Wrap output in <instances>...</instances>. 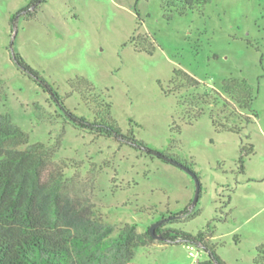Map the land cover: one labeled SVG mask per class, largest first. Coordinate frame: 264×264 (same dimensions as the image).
<instances>
[{
  "label": "rangeland",
  "instance_id": "1",
  "mask_svg": "<svg viewBox=\"0 0 264 264\" xmlns=\"http://www.w3.org/2000/svg\"><path fill=\"white\" fill-rule=\"evenodd\" d=\"M137 35L153 40L152 53L134 49ZM13 52L39 81L17 66ZM174 68L193 75L200 87L167 93ZM77 75L111 102L124 132L191 165L200 183L194 204L196 183L188 171L80 128L65 115L52 90L69 111L92 119L79 95L70 93L68 82ZM228 77L244 79L255 96L254 120L242 134L216 131L210 118L232 114L221 91ZM202 93L215 104L185 123L178 98ZM236 113L226 120L241 126ZM0 114L25 132L21 149L43 143L66 163L59 192L91 222L89 252L100 264L126 261L114 242L126 226L146 241L134 248V264L207 258L196 245L190 256L185 242L152 238L149 227L159 220L162 231L196 233L210 224L211 242L226 264H254L258 248L264 249V0H209L171 18L160 0H0ZM248 143L254 151L244 156L241 171L240 146Z\"/></svg>",
  "mask_w": 264,
  "mask_h": 264
},
{
  "label": "trees",
  "instance_id": "2",
  "mask_svg": "<svg viewBox=\"0 0 264 264\" xmlns=\"http://www.w3.org/2000/svg\"><path fill=\"white\" fill-rule=\"evenodd\" d=\"M209 0H160V7L166 18L173 12L184 15L188 11L200 9ZM136 39L134 49L152 53L154 42L146 35L133 36ZM13 60L34 81H39V74L30 67L20 54L13 52ZM70 93H77L81 101L89 107L92 119L79 116L69 111L62 96L52 90L55 103L65 115L78 127L97 135L112 138L120 144L147 154H155L160 159L193 173L198 174L191 165L175 154L155 150L142 140L136 139L131 131L124 132L111 114V102L98 92L93 83L83 75H77L68 82ZM43 86V85H42ZM43 87H47L44 85ZM200 87V81L181 68H174L169 81L167 93L179 95L184 90ZM221 91L223 103L229 104L232 114L239 110L241 126L231 124L226 118L234 119L232 114L220 120L210 114L216 131H231L242 134L243 127L254 120L251 103L254 93L244 79L228 77L223 79ZM70 96L67 93L66 97ZM212 100V102H211ZM183 120L191 123L206 113L210 104H215L208 93L179 97ZM225 104V105H226ZM223 105V106H225ZM227 107V106H226ZM239 119V118H237ZM25 132L0 114V264H100L101 259L91 247V222L78 213L70 197L61 194L66 163L55 159V150L43 143L27 144ZM251 143L240 146L238 161L240 170L244 169V156L253 153ZM63 161H66L63 159ZM160 232L163 240L185 242L200 247L207 258L194 264H226L216 252V244L211 242L214 227L207 224L196 233L181 229ZM151 240V237H148ZM114 242L125 253L126 261L131 262L134 248L145 245L143 237L135 232L133 226H126ZM254 264H264V249L259 247Z\"/></svg>",
  "mask_w": 264,
  "mask_h": 264
},
{
  "label": "water",
  "instance_id": "3",
  "mask_svg": "<svg viewBox=\"0 0 264 264\" xmlns=\"http://www.w3.org/2000/svg\"><path fill=\"white\" fill-rule=\"evenodd\" d=\"M195 179V183H196V191H195V196H194V200H193V204L198 200V195H199V190H200V183L198 178L191 172H189ZM162 220H159L155 223H153L150 227H149V233L151 235L152 238H157V239H161L162 237L160 235H158L155 232V229L157 226H159L161 224Z\"/></svg>",
  "mask_w": 264,
  "mask_h": 264
},
{
  "label": "built area",
  "instance_id": "4",
  "mask_svg": "<svg viewBox=\"0 0 264 264\" xmlns=\"http://www.w3.org/2000/svg\"><path fill=\"white\" fill-rule=\"evenodd\" d=\"M186 246H187V248L189 249V254H190V256H195L196 253L194 252V246L191 245V244H187Z\"/></svg>",
  "mask_w": 264,
  "mask_h": 264
}]
</instances>
